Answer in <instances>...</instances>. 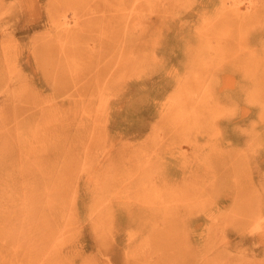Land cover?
<instances>
[{"label": "rangeland", "instance_id": "1", "mask_svg": "<svg viewBox=\"0 0 264 264\" xmlns=\"http://www.w3.org/2000/svg\"><path fill=\"white\" fill-rule=\"evenodd\" d=\"M0 264H264V0H0Z\"/></svg>", "mask_w": 264, "mask_h": 264}]
</instances>
